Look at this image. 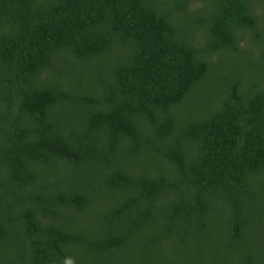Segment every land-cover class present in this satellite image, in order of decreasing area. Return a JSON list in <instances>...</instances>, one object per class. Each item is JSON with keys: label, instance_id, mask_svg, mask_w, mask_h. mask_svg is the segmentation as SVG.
I'll return each instance as SVG.
<instances>
[{"label": "trees", "instance_id": "16d2710c", "mask_svg": "<svg viewBox=\"0 0 264 264\" xmlns=\"http://www.w3.org/2000/svg\"><path fill=\"white\" fill-rule=\"evenodd\" d=\"M260 7L0 0V264H264Z\"/></svg>", "mask_w": 264, "mask_h": 264}, {"label": "rangeland", "instance_id": "374dc122", "mask_svg": "<svg viewBox=\"0 0 264 264\" xmlns=\"http://www.w3.org/2000/svg\"><path fill=\"white\" fill-rule=\"evenodd\" d=\"M260 11L263 12L264 9H263L262 7H260ZM254 35H255V33H252V34H251L252 37H253ZM256 41H257V40L249 39L247 45H248V47L251 48V49L254 48V51H255V52H258V50H256V49L258 48ZM255 48H256V49H255ZM251 58H254L255 60H257V59H256L255 57H253V56H247V57L244 58V62H243V64H242V67H244V66L247 64V62H248ZM235 63H236V62H235V59H232V60H229V61L226 63V65H227V66H231V65H235ZM226 73L229 74V75H231V76L233 75V73H232L230 70H227ZM208 87H209V91H210V90L212 89V87H213V84L210 83V84L208 85Z\"/></svg>", "mask_w": 264, "mask_h": 264}]
</instances>
